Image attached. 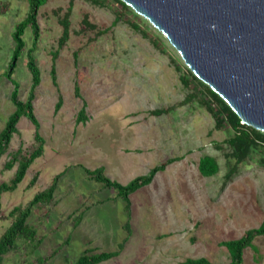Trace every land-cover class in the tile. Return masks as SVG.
Segmentation results:
<instances>
[{"label": "rangeland", "instance_id": "374dc122", "mask_svg": "<svg viewBox=\"0 0 264 264\" xmlns=\"http://www.w3.org/2000/svg\"><path fill=\"white\" fill-rule=\"evenodd\" d=\"M100 1L102 5L75 0L71 36L62 48L60 19L70 0H48L40 8L41 37L33 55L41 84L34 106L45 153L16 191L3 194L0 238L14 221L10 216L14 208H25L62 176L54 201L35 206L28 219L37 231L34 243L20 241L2 264H74L87 250H121L118 257L101 264H181L202 257L228 264L230 254L221 243L240 239L264 222V143L236 165L227 143L233 130L228 124L216 128L207 102L215 109L219 106L206 95L205 86L192 79L179 52L130 7L125 9L116 0ZM29 7L27 0H0V133L15 112L11 101L15 86L4 73L13 58L14 33ZM117 15L122 19L114 26ZM85 17L95 29L84 26ZM106 29L110 30L100 33ZM24 39L27 45L13 79L25 101L32 86L27 67L33 46L30 27ZM183 77L190 85L182 82ZM60 100L63 104L57 110ZM84 106L87 121L78 124ZM18 129L0 160V185L10 183L16 172L5 169L10 154L36 146L35 126L27 117L21 118ZM204 156L217 160V175L200 174L199 160ZM170 158L179 161L130 196V211L115 189L86 172L102 168L106 177L126 186ZM36 175L38 181L31 186ZM243 264H264V236L245 250Z\"/></svg>", "mask_w": 264, "mask_h": 264}, {"label": "trees", "instance_id": "16d2710c", "mask_svg": "<svg viewBox=\"0 0 264 264\" xmlns=\"http://www.w3.org/2000/svg\"><path fill=\"white\" fill-rule=\"evenodd\" d=\"M29 2V13L26 19L21 22L14 33V42L15 48L13 53V58L10 63V68L4 75L12 81V84L15 86L11 94V101L15 107V112L9 117L6 127L0 133V160L4 155H6L10 149L12 140L15 135L19 134L18 124L22 117H27L29 121L35 126V143L36 146L30 152H25L23 147H20L17 151L10 154L9 161L5 164L6 170H12L16 168L14 178L10 183H2L0 185V215L2 212V196L7 192H14L18 189L19 185L25 180L26 175L30 167L35 163V161L41 158L45 153V139L40 134V124L35 115V106L34 100L36 98L35 91L37 87L41 84V71L37 64L36 58L33 53L38 48L39 39L41 37V28L38 21L40 8L47 4L48 0H27ZM94 4L102 5L100 0H90ZM120 3L123 8L128 9L129 7L120 0H116ZM75 0H70V6L67 12L61 17L60 23L63 26V34L59 40V46L62 48L70 39L71 36V14L73 9V4ZM122 19V15H117L114 26L118 24ZM84 26L91 27L93 29L96 26L92 25L88 18H84ZM134 26V25H133ZM32 29L33 33V46L28 51L27 57V67L32 76V86L31 91L27 100L20 99V86L13 79V75L17 69L19 60L24 54L26 48V40L24 39L25 32L28 28ZM137 30H140L139 27L134 26ZM110 29H106L101 34L108 32ZM144 35L147 34L144 32ZM60 53V49L53 53V60H57ZM52 75L55 80L56 77V68L55 64L52 67ZM192 79L200 82L205 86L204 90L206 95H208L218 106V109L213 107V103L207 102V108L211 114L215 117L216 128L223 129L227 124L233 130V136L227 140L228 145L232 149L231 156L235 159L236 165L244 163L249 159L253 152L257 150L262 143H264V133L260 132L252 127L243 125L239 116L230 108V106L218 95L216 94L208 85L200 81L194 74H192ZM182 82L185 85H190V81L183 77ZM76 95H79V88H75ZM63 101L60 100L57 105V110L62 106ZM157 114H162V111H157ZM86 107L84 106L78 113L77 122H86ZM217 147L219 145L217 144ZM179 161L177 158H170L165 162L155 166L150 170V172L145 175L136 178L128 185L124 186L116 181H112L104 175V169L100 168L95 171H90L86 169V172L94 179L96 182L102 183L106 188L115 189L118 193V196L124 200L126 203V208L128 211L131 210V200L130 196L137 192L138 190L151 185L157 174L164 172L168 166ZM198 169L200 174L203 177H212L219 173L220 166L217 160L211 156H204L199 160ZM235 168L232 169L226 176L229 180L235 173ZM62 175H58L53 180L51 186L45 189L42 192H39L35 195L33 200L26 206L16 207L10 213L14 221L11 226L6 230V232L0 238V264L3 263L4 256L12 251H16L19 248V242L24 241L27 243H34L37 231L35 228L31 227L28 224V219L32 215L33 208L39 204H50L54 201L55 192L58 186V180ZM39 175H36L31 180V186H34L38 181ZM129 227V225H128ZM264 236V222L257 228L252 229L246 232L244 236L240 239L230 240L222 242L221 245L226 247L230 254V262L228 264H243L245 250L250 248L255 239L258 237ZM127 240L125 241V243ZM124 243V244H125ZM123 249V245H121ZM121 253L119 251L112 252H93L90 250L85 251L74 264H101L118 257ZM181 264H215L209 259L202 257L196 259H187Z\"/></svg>", "mask_w": 264, "mask_h": 264}, {"label": "water", "instance_id": "95a60500", "mask_svg": "<svg viewBox=\"0 0 264 264\" xmlns=\"http://www.w3.org/2000/svg\"><path fill=\"white\" fill-rule=\"evenodd\" d=\"M147 19L243 125L264 133V0H120Z\"/></svg>", "mask_w": 264, "mask_h": 264}]
</instances>
